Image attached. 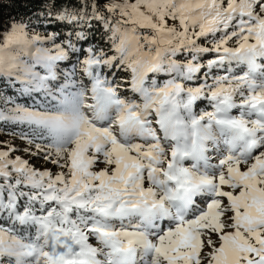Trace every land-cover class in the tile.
Here are the masks:
<instances>
[{"label": "snow or ice", "instance_id": "obj_1", "mask_svg": "<svg viewBox=\"0 0 264 264\" xmlns=\"http://www.w3.org/2000/svg\"><path fill=\"white\" fill-rule=\"evenodd\" d=\"M23 3L0 264H264V0Z\"/></svg>", "mask_w": 264, "mask_h": 264}, {"label": "trees", "instance_id": "obj_2", "mask_svg": "<svg viewBox=\"0 0 264 264\" xmlns=\"http://www.w3.org/2000/svg\"><path fill=\"white\" fill-rule=\"evenodd\" d=\"M10 3H11V0H5V7L3 8V12L5 14V17L9 13L15 15V14H19V13H23V12L32 10V4H28L27 7H25L23 0H18V2L12 7L7 6Z\"/></svg>", "mask_w": 264, "mask_h": 264}, {"label": "rangeland", "instance_id": "obj_3", "mask_svg": "<svg viewBox=\"0 0 264 264\" xmlns=\"http://www.w3.org/2000/svg\"><path fill=\"white\" fill-rule=\"evenodd\" d=\"M0 138H4V139H7V137H0Z\"/></svg>", "mask_w": 264, "mask_h": 264}]
</instances>
